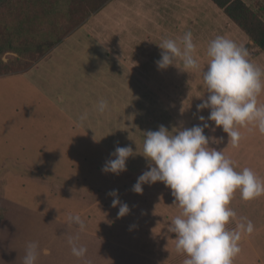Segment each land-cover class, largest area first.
<instances>
[{
  "label": "rangeland",
  "instance_id": "obj_1",
  "mask_svg": "<svg viewBox=\"0 0 264 264\" xmlns=\"http://www.w3.org/2000/svg\"><path fill=\"white\" fill-rule=\"evenodd\" d=\"M243 1L264 20V0ZM204 3L209 10L206 23L211 27V36H223L243 45L248 52V59H252L250 61L264 71V52L211 0ZM2 8L5 7L1 2L0 12ZM90 16L91 14L49 52L41 57H29V68L21 72L0 74V204L3 206L1 217L6 216V210L12 207L11 203V210L16 209L18 212L16 215L25 214L27 208L24 206L58 216L64 215L65 212L62 211L65 209L69 214H81L83 229L104 236L112 243L104 249L103 256L95 257L97 260L94 264H124L127 256L125 248L143 254L145 260L151 258L166 264H183L187 257L176 251V237L168 230L171 221L182 213V209L177 203L158 199L159 186L164 183L158 181L151 185L144 184L142 194L131 190L137 178L148 169L147 160L144 159L143 166L135 164L136 160L133 164L128 162L129 171H134L138 166L140 171L130 177L122 187L115 188L118 190L119 200L127 203L130 209L127 215L118 218L119 205L113 207L114 197L108 195L113 190L111 188L115 187V184L109 183L115 181L106 182L98 178L96 171L88 168L83 162L96 165L99 162L104 165L106 160L114 159L110 157L113 151L107 144H90L88 151L94 152L95 156L82 159L77 149L79 146H85L80 142L84 135L75 124L90 126L92 120H106L109 122L106 124L110 125L118 117L126 121L122 131H118V134L128 139L126 145L131 146L134 151H143L146 138L144 131H155L160 125L169 130L174 126L190 128L201 123L199 116L208 117L210 109L199 112L196 109V105L208 95L205 92L202 73L193 70L192 81L187 79L192 86L191 100L189 99L192 103H188L190 105L181 103L177 105L176 110H169V105L144 104L143 101V105H137L136 109L125 114L135 115L130 119L124 118V108L121 111L114 110L115 112L109 107L104 112L98 111V103L106 98L108 100L109 95H105L95 83L98 76L103 75L106 65L100 59L103 56L96 53L97 48L93 44L96 42L89 38ZM17 56L16 52H6L2 58L7 61ZM86 76L93 77L91 84L95 85L94 90H86ZM258 103L264 104V91L258 96ZM84 114L86 118L81 120ZM208 123L214 125L212 121ZM109 129L117 131V127ZM204 131L206 136H214L220 141H210L209 147L221 150L232 160L236 170V147L231 145L227 133L223 132L221 127H215L214 132L210 128ZM252 133L264 136L255 127ZM66 149L69 151L68 156L63 153ZM76 189H80L76 192L79 200L64 195V191ZM15 203L23 206L14 205ZM227 207L236 213L235 218H230L227 222V230H235L239 223L246 224L247 221H251L254 226L251 234H241V240L238 242L241 251L233 258L232 264H264V195L245 201L241 198L240 191L236 190ZM30 225L22 224V232L30 229ZM18 234L21 238L20 232ZM13 235L14 232H11L0 242V258L10 264L17 261L14 256L18 253L13 251L14 254H8L10 246L7 236L12 238ZM55 238L56 236L48 239V248L54 249L53 246L59 242ZM81 245L82 242L76 243L77 247ZM61 246L66 253H72V244L65 241ZM22 253H25V249L24 252L20 251L18 260ZM83 257L78 260L65 254L63 259L71 260L69 264H90L88 262L93 259L87 256L84 257L85 261H82ZM47 264H61V261L57 255L50 254Z\"/></svg>",
  "mask_w": 264,
  "mask_h": 264
},
{
  "label": "clouds",
  "instance_id": "obj_2",
  "mask_svg": "<svg viewBox=\"0 0 264 264\" xmlns=\"http://www.w3.org/2000/svg\"><path fill=\"white\" fill-rule=\"evenodd\" d=\"M158 46L162 50L160 59L155 62L158 69L175 66V61L179 60L185 70L201 71L208 95L201 97L196 109L198 112L210 109V113L207 118L199 116L201 123L190 128L174 126L169 130L160 125L155 131H144L143 156L148 169L137 178L131 190L142 194V185L158 181L171 189L182 213L171 221L168 230L176 237V251L187 257L183 264H232L241 251L238 243L241 234H251L254 226L247 221L239 223L235 230H227V222L236 216L227 206L236 190L245 201L264 195V181L250 168L237 172L230 158L221 150L209 147L210 141H220L206 136L204 130L210 128L214 132L215 127H221L233 147H237L241 139L239 127L252 125L264 134V104L258 103V96L264 91V71L248 59L243 45L223 36L210 41L206 52L209 59L203 69L194 58L191 32L185 33L179 41L164 39ZM107 107L103 100L97 105L100 112ZM85 118L86 114L80 119ZM133 152L131 146H117L110 153L114 159L106 160L101 171L116 175L126 171V161L134 156ZM108 195L114 197L113 207L119 205L118 218L130 212L127 203L119 200L118 190L113 189ZM68 219L83 230L79 215H70ZM69 243L74 256L85 255V247H77L71 240ZM37 256V244L28 243L23 264H36Z\"/></svg>",
  "mask_w": 264,
  "mask_h": 264
},
{
  "label": "crops",
  "instance_id": "obj_3",
  "mask_svg": "<svg viewBox=\"0 0 264 264\" xmlns=\"http://www.w3.org/2000/svg\"><path fill=\"white\" fill-rule=\"evenodd\" d=\"M204 1L207 0H109L100 10L91 14L88 24L89 38L96 42L93 43L97 48L96 53L103 56L100 59L106 65L103 75L98 76V81L95 83L98 85V89L105 95H109V99L106 98L103 101L107 102L111 110L121 111L124 108V118L130 119L135 115L126 116L125 114L132 112L137 108V105H143L141 103L143 101L144 104L163 103L169 105L167 108L169 110H176L177 105L181 103L187 105L192 103L189 102L192 86L189 85L187 79L192 81L193 70H185L179 60L175 61V66L170 65L167 69H158L155 62L160 59L162 50L158 45L164 39L179 41L185 33L191 32L195 45L194 58L197 59L201 69L206 67L209 59L206 55L207 47L210 41L218 35L212 37L209 33L211 27L206 23L209 10ZM92 79V76L85 78L87 91L94 90L95 85L91 84ZM99 99L101 100V98ZM116 118L110 125L106 124L109 123L106 120L99 122L92 120L90 126L75 124L84 135L80 138V142L84 143L85 146H79L77 149V152L81 153L82 159L95 156L94 152L88 151L90 144H107L113 152L117 146H128L126 145L128 139L118 134V131H122L126 121ZM97 123L100 124L97 125ZM110 127H117V131L109 129ZM253 127L248 125L238 128L241 139L236 147V171L240 172L247 167L252 169L257 176H264V136L254 135L252 133ZM109 149L108 153L110 152ZM63 151L66 156L69 155L68 149ZM133 155L126 161V171L119 175L102 172L103 165L99 162L97 165L83 162L88 168L96 171L98 178L106 182L115 181V183H109L115 184V187L111 188L115 189L122 187L130 177L140 171L139 166H143L144 159H146L143 156V151H134ZM134 160H136L135 164L138 163L139 166L134 171H129L127 164H133ZM259 178L264 181V178ZM111 189L109 188V190ZM79 190L64 191V195L77 198L79 196L76 195V192ZM158 190L160 193L157 197L160 201L174 202L175 198L171 195L170 188L162 184ZM14 205L23 206L16 203ZM10 206L13 207V204L11 203ZM24 207L27 208L25 214L16 215L17 210L12 211L10 208L8 211L6 210V216L1 217L3 206L0 204V242L4 236L14 232L12 238L7 236L10 246L8 254H14L13 251L19 253H15L14 258L17 261H12L11 264H23L25 253H22L19 260L17 256L20 255V251L24 252L30 242L37 244L36 264H47L50 254L57 255L61 264H69L71 261L63 259L65 254L79 260L81 257H76L72 253L68 254L62 250V243L65 241L69 243L68 239L73 240L75 244L82 242L81 246L85 245L87 251L84 257L93 258L88 262L90 264L95 263L96 256H103L104 249L112 244L104 236L86 229L81 230L78 224L68 219L70 215L80 216L81 214H69L64 209L62 212L65 214L62 216L49 215L46 212L31 209V207ZM52 207L60 208L59 206ZM24 223L31 224L30 229L26 231L24 229L25 234L21 227ZM54 236L59 242L53 246L54 249L48 248L47 241ZM1 249L0 246V256L2 254ZM125 251L127 256L124 264L132 262L166 264L161 260L151 258L145 260L143 254L126 248ZM84 257L82 261H85ZM0 264L10 263L8 261L3 262L0 258Z\"/></svg>",
  "mask_w": 264,
  "mask_h": 264
},
{
  "label": "trees",
  "instance_id": "obj_4",
  "mask_svg": "<svg viewBox=\"0 0 264 264\" xmlns=\"http://www.w3.org/2000/svg\"><path fill=\"white\" fill-rule=\"evenodd\" d=\"M108 1L0 0L5 7L0 12V74L29 68V57L49 52ZM211 1L264 52V20L256 10L243 0ZM6 52L18 56L4 61Z\"/></svg>",
  "mask_w": 264,
  "mask_h": 264
}]
</instances>
